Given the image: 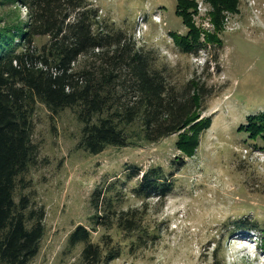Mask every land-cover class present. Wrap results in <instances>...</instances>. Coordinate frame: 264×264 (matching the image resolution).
<instances>
[{
    "label": "rangeland",
    "instance_id": "374dc122",
    "mask_svg": "<svg viewBox=\"0 0 264 264\" xmlns=\"http://www.w3.org/2000/svg\"><path fill=\"white\" fill-rule=\"evenodd\" d=\"M186 1L194 2L187 10L177 0L89 3L100 20L132 36L136 47L153 51L157 66L170 70L176 83L204 85L200 116L209 117L210 126L200 133L193 156L175 148L176 135L88 155L76 148L81 125L72 110L52 115L36 104L32 141L39 164L27 174L29 188L16 190L15 197L27 195L44 211L45 232L29 264H79L82 246L67 249L66 239L76 226L89 227L93 189L123 178L127 167H161L171 175V191L162 201H143L132 192L140 175L123 183L120 209L139 211L147 240L138 243L141 233L109 232L120 254L108 264H264V138L246 129L264 112V0H236L234 11L222 13L218 29L209 3ZM24 15L17 4L0 7V28H13ZM184 20L197 36L188 50L175 43L183 37L190 44ZM102 233L93 232L92 241Z\"/></svg>",
    "mask_w": 264,
    "mask_h": 264
},
{
    "label": "trees",
    "instance_id": "16d2710c",
    "mask_svg": "<svg viewBox=\"0 0 264 264\" xmlns=\"http://www.w3.org/2000/svg\"><path fill=\"white\" fill-rule=\"evenodd\" d=\"M205 1L213 9L216 29L222 13L234 11L237 3ZM177 3L187 10L194 2ZM14 4L24 10V20L11 29L0 28V264H29L45 232L44 211L27 195L15 197L16 190L29 188L27 174L39 164L38 147L32 141L36 104L52 115L72 110L81 125L76 148L88 155L176 135L175 148L188 158L210 118L200 116L204 85L194 80L176 83L170 70L157 66L153 51L136 47L132 36L100 20L89 0H0V7ZM177 9L178 15L184 13H179V4ZM185 25L191 30L190 44L183 37L175 43L188 50L197 45V36L190 23ZM209 36L215 42L216 37ZM246 129L251 137L264 138V112ZM125 171L123 178L93 189L89 227L76 226L66 239L67 249L82 246L79 264L117 259L120 247L109 234L113 230L141 233L139 244L147 240L139 211L120 209L121 186L140 175L133 194L143 201L152 196L162 201L171 191V175L161 167ZM240 228L253 229L246 223ZM98 229L103 233L93 242L92 233Z\"/></svg>",
    "mask_w": 264,
    "mask_h": 264
}]
</instances>
